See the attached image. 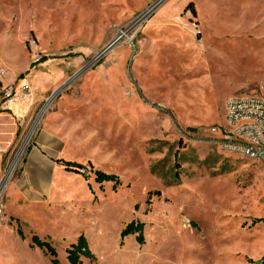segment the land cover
Masks as SVG:
<instances>
[{
    "label": "rangeland",
    "instance_id": "1",
    "mask_svg": "<svg viewBox=\"0 0 264 264\" xmlns=\"http://www.w3.org/2000/svg\"><path fill=\"white\" fill-rule=\"evenodd\" d=\"M0 68L32 90L0 110V264H52L34 234L60 264L81 234L83 264H264V161L216 140L264 80V0H0Z\"/></svg>",
    "mask_w": 264,
    "mask_h": 264
},
{
    "label": "built area",
    "instance_id": "2",
    "mask_svg": "<svg viewBox=\"0 0 264 264\" xmlns=\"http://www.w3.org/2000/svg\"><path fill=\"white\" fill-rule=\"evenodd\" d=\"M5 70L0 68V73ZM27 81L19 88L9 84L3 89L0 110H13L16 102L30 100ZM226 125L216 138L221 150L264 161V80L255 94L233 96L226 103ZM1 152V145H0Z\"/></svg>",
    "mask_w": 264,
    "mask_h": 264
},
{
    "label": "trees",
    "instance_id": "3",
    "mask_svg": "<svg viewBox=\"0 0 264 264\" xmlns=\"http://www.w3.org/2000/svg\"><path fill=\"white\" fill-rule=\"evenodd\" d=\"M193 11H195V8H193ZM1 85L2 83L0 81V86ZM57 161L61 163L67 170L86 174V170L83 171L85 166L81 163L65 159H58ZM90 174L94 175L95 181L98 183L114 182L117 185L120 184V178L116 174L106 173L100 169L94 168L90 170ZM156 193L159 194L160 191H156ZM17 224V231L19 236L25 239V234L19 220H17ZM144 233V222L131 221L122 230L121 237L122 239H124L126 236L136 235L137 241L140 244H143L145 242ZM30 245L32 247H38L43 250V252L50 257L52 264H60L58 251L50 240L42 238L37 234H34L31 238ZM66 252L67 259L70 264H83V258L95 259V254L92 251L88 238L85 234H81L76 242L71 243V245L66 249ZM254 264H258V262H254Z\"/></svg>",
    "mask_w": 264,
    "mask_h": 264
},
{
    "label": "water",
    "instance_id": "4",
    "mask_svg": "<svg viewBox=\"0 0 264 264\" xmlns=\"http://www.w3.org/2000/svg\"><path fill=\"white\" fill-rule=\"evenodd\" d=\"M114 42L107 48L105 49L102 53H104L105 51H107L109 48H111L113 46Z\"/></svg>",
    "mask_w": 264,
    "mask_h": 264
},
{
    "label": "bare ground",
    "instance_id": "5",
    "mask_svg": "<svg viewBox=\"0 0 264 264\" xmlns=\"http://www.w3.org/2000/svg\"><path fill=\"white\" fill-rule=\"evenodd\" d=\"M3 185H4V184H2L1 187H0V193H1L2 189H3V187H4Z\"/></svg>",
    "mask_w": 264,
    "mask_h": 264
}]
</instances>
